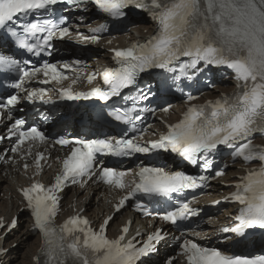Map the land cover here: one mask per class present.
Wrapping results in <instances>:
<instances>
[{
    "label": "snow or ice",
    "instance_id": "1",
    "mask_svg": "<svg viewBox=\"0 0 264 264\" xmlns=\"http://www.w3.org/2000/svg\"><path fill=\"white\" fill-rule=\"evenodd\" d=\"M90 3L113 18L126 17L129 8L145 10L157 21L158 30L143 44L111 50L118 66L102 72L106 89L95 87L82 92L74 91L71 86H60L56 89L59 99L96 98L104 102L103 108H107L113 97L136 85L141 73L152 69L178 73L170 77L171 83L168 77L160 83L162 89L171 90L174 86L179 88L177 81L181 78L190 80L210 65L233 70L238 81L237 91L205 105H190L182 119L168 125L167 132L158 139L141 142L146 128H133L134 135L124 132L119 139L59 136L56 144L71 147L54 183L45 185L36 181L21 189L26 206L34 217L33 228L43 237L40 254L35 257L37 264H137L155 250V243L164 239L162 230L157 229L140 246L136 240L141 235L139 230L126 240L131 221L122 228L118 238H109L106 228L111 216L105 219L98 231L90 226L87 217L79 213L62 225L55 224L60 199L58 193L68 184L86 182L84 178L96 176L118 189L129 188L125 177L132 170L101 166L97 171L98 154L130 158L136 154L170 151L191 164L199 162L207 171L213 166L212 156L218 147L225 146L232 150L230 155L234 160L259 161L261 166L240 177L235 185L236 191L226 198L238 202L240 207L233 225L225 226L221 231L226 234L224 242L229 245L247 241L255 233L264 234V146L252 142L254 133L264 134V0H0V29H5L10 37L15 38L14 43L19 49L36 56L44 52L51 56L54 40L71 38L73 31L67 17L56 15V6L66 4L86 10ZM37 14L52 18H35ZM30 15L35 22L22 24V32L15 31L17 23ZM107 30L106 24H100L90 29L91 34L86 36L76 29V42H98ZM181 58L187 59L181 61ZM201 62L204 68L198 67ZM80 64L79 60L61 65L45 60L40 66L28 61L21 67L13 54L0 52V75L18 73L12 77L15 82L11 85L17 91L9 94L6 101H0V113L4 110L11 113L22 100L52 103L49 89L33 87L29 90L25 85L33 81L62 85L68 79L64 70ZM41 76L44 79L38 80ZM96 76V73L89 74L88 82L91 83ZM78 79H73L72 84ZM155 94L151 86L146 85L144 89H138L135 97L128 99L143 101ZM187 99L191 101L196 97L188 94ZM103 108L102 116L123 124L143 121L142 115L134 114V108L113 107L107 112ZM170 108L168 104L160 111L167 112ZM141 112L155 114L156 109L145 107ZM25 124L24 119L18 118L8 129L10 136L16 137L15 146L11 149L13 153L19 152L26 143L48 141L40 128L35 125L25 127ZM25 154L32 155L31 149ZM44 158L43 152L36 154L38 169L42 168ZM23 167L27 169L29 165L25 163ZM224 167L212 176H193L181 170H166V166L141 164L134 173L130 190L120 199L116 210L124 207L128 200L135 199V208L143 215L151 216L153 212L149 204L156 198H165L173 201L170 210L156 212L155 215L174 225L188 220L199 214V210L191 206L195 197L188 200L180 198V195L186 190L207 187L210 180L224 174ZM12 225H15V220ZM3 226L0 222V227ZM181 247L187 264H264V255L229 254L217 247L202 246L194 240H184Z\"/></svg>",
    "mask_w": 264,
    "mask_h": 264
},
{
    "label": "bare ground",
    "instance_id": "2",
    "mask_svg": "<svg viewBox=\"0 0 264 264\" xmlns=\"http://www.w3.org/2000/svg\"><path fill=\"white\" fill-rule=\"evenodd\" d=\"M140 25L135 26L131 28L128 32L121 35L119 38L115 41H119L120 44H125L129 38H141L146 35L147 32H151L154 29V24L148 22V20H140ZM147 30V32H145ZM108 57V54L105 53L103 57H101V61L105 60ZM216 88H224V86L220 85ZM211 92V91H209ZM211 95L213 93H210ZM210 96V95H206ZM68 122L64 121L62 122V125H67ZM53 151V150H51ZM6 168L8 167L5 166ZM49 170L45 171L47 174ZM244 172V169L242 167L233 169L231 168L226 176V180L233 182L237 180L236 175H239ZM14 178L22 179V176L18 172H14L13 175ZM14 187V180L13 178L4 177L0 175V189L3 188L4 194L11 193L12 199H11V205L10 208H8V204L3 198L0 196V215H7L9 217L17 208V205H14L15 202V193L13 191ZM231 189V188H230ZM229 191V190H227ZM219 195V194H218ZM67 203L69 204H76L77 206H85L86 211L85 214H87L90 218L94 219V221H100V215L104 210L109 211L111 208L108 206L107 203L103 199H101L98 195L97 191H94L92 194L90 191L85 190H78L74 189L71 193V196L67 199ZM95 205L94 208H91V205ZM232 209L228 210L227 212H230ZM128 215V212L124 214V217L122 219L117 218L113 225L111 226L110 230L114 231L124 220L125 216ZM222 218L225 220H229L224 214L222 215ZM21 224L24 223V228H20L18 232L14 233L10 239H4L3 247H8L13 243L14 241L19 242V245L10 252H7L4 255L0 256L1 264H34L32 261L33 255L36 253L37 249L41 245L40 238L38 235H33V233L29 230V224L26 223V217L24 213H22V216L20 217ZM215 221H210L209 224H202L196 228V231H200L204 234H209L213 231V229L216 226ZM21 246L23 249H19L18 247ZM17 252V253H16ZM18 253L22 255H18ZM22 256V257H21ZM157 264V263H156Z\"/></svg>",
    "mask_w": 264,
    "mask_h": 264
},
{
    "label": "rangeland",
    "instance_id": "3",
    "mask_svg": "<svg viewBox=\"0 0 264 264\" xmlns=\"http://www.w3.org/2000/svg\"><path fill=\"white\" fill-rule=\"evenodd\" d=\"M16 230H18V228H17ZM17 232H18V231H17ZM18 245H19V243H18L17 245H15L13 248H11V250L13 251ZM18 248H19L20 250L23 249L21 246H19ZM16 253H17V252H16ZM18 255L20 256V255H22V254L18 253ZM21 257H22V256H21Z\"/></svg>",
    "mask_w": 264,
    "mask_h": 264
}]
</instances>
